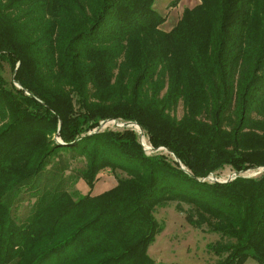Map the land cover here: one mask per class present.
<instances>
[{
	"label": "trees",
	"instance_id": "trees-1",
	"mask_svg": "<svg viewBox=\"0 0 264 264\" xmlns=\"http://www.w3.org/2000/svg\"><path fill=\"white\" fill-rule=\"evenodd\" d=\"M155 3L0 0V264H157L156 214L174 203L227 239L208 245L216 264H264V173L202 181L264 167V0H201L170 32ZM109 120L167 152L97 131ZM66 157L90 191L126 177L75 198Z\"/></svg>",
	"mask_w": 264,
	"mask_h": 264
},
{
	"label": "rangeland",
	"instance_id": "rangeland-1",
	"mask_svg": "<svg viewBox=\"0 0 264 264\" xmlns=\"http://www.w3.org/2000/svg\"><path fill=\"white\" fill-rule=\"evenodd\" d=\"M173 1L175 0H156L155 3V9L157 12L166 18V22L161 26V29L165 32H170L176 27L185 9L184 5L177 7L179 4L176 7H172L171 4ZM4 75L8 81H11L13 78L12 72L8 67ZM183 114L184 108L181 104L176 112V116L180 119ZM3 126L4 124L0 122V130ZM108 128L117 127L113 123H110L106 127H101V129L99 126L97 131H104ZM129 129H132L136 133L138 132L135 127ZM144 152L148 154L145 150ZM66 162L68 163L60 164V166H63L64 168L68 165L64 174V185L66 186L67 191L75 198L79 195L88 193L92 195L101 194L116 186L119 179L126 177L125 174L119 171L112 172L106 170L99 175V180L96 183V186L90 191L80 175L81 171L84 169L86 161L84 159L69 160V158L66 157ZM52 170H49L48 172ZM50 173L48 176H50ZM219 174L220 176L230 175V171L225 170ZM24 201V205L20 209L21 212L24 211L23 208H25V206L28 207L34 202V198L30 199V197L26 195ZM183 207L186 210L188 209V206L184 204ZM156 216L160 224L163 226V230L156 236L155 241L148 249V254L155 263L216 264L218 262V258L208 250V245L221 240L227 242V239H222L221 235L211 233L206 226L203 231L192 228L187 222L184 210L177 209L176 203L159 209ZM246 264L258 263L253 259H249Z\"/></svg>",
	"mask_w": 264,
	"mask_h": 264
},
{
	"label": "built area",
	"instance_id": "built-area-1",
	"mask_svg": "<svg viewBox=\"0 0 264 264\" xmlns=\"http://www.w3.org/2000/svg\"><path fill=\"white\" fill-rule=\"evenodd\" d=\"M121 121H116L113 120L112 122H109L107 124L101 123L100 124V129L101 127H106L108 124L113 123L118 129H123V128H131V127H135L137 128V134L140 136V140H141V144L144 148V150L146 152H148L147 155H152L154 153L160 152V151H164L167 152L166 149L164 148H158L155 149L153 148L146 140L144 133L142 131V129L139 128V126H137L135 123H120ZM264 173V167H259V168H253V169H249L247 171H243V172H236V171H230V175H226V176H220V174L215 175V174H210L207 178L202 179L203 182H209V183H221V184H226L229 182H233L235 180H237L238 178H255L261 174Z\"/></svg>",
	"mask_w": 264,
	"mask_h": 264
},
{
	"label": "crops",
	"instance_id": "crops-1",
	"mask_svg": "<svg viewBox=\"0 0 264 264\" xmlns=\"http://www.w3.org/2000/svg\"><path fill=\"white\" fill-rule=\"evenodd\" d=\"M199 3H200V0H182L177 7L184 5L185 9H192V8L196 7L197 5H199ZM248 261L246 263H248Z\"/></svg>",
	"mask_w": 264,
	"mask_h": 264
},
{
	"label": "water",
	"instance_id": "water-1",
	"mask_svg": "<svg viewBox=\"0 0 264 264\" xmlns=\"http://www.w3.org/2000/svg\"><path fill=\"white\" fill-rule=\"evenodd\" d=\"M113 120H109V121H106V122H104V124H107V123H109V122H112ZM116 122V121H115ZM132 124V123H131ZM137 125V124H136ZM137 126H139V125H137ZM140 128V127H139ZM141 129V128H140Z\"/></svg>",
	"mask_w": 264,
	"mask_h": 264
}]
</instances>
